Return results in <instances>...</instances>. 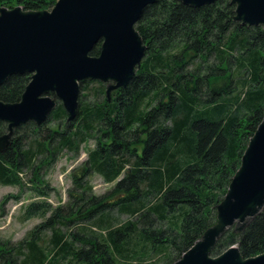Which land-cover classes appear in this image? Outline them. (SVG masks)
<instances>
[{"label":"trees","instance_id":"16d2710c","mask_svg":"<svg viewBox=\"0 0 264 264\" xmlns=\"http://www.w3.org/2000/svg\"><path fill=\"white\" fill-rule=\"evenodd\" d=\"M56 1L0 0V7L45 10ZM235 10L232 0L148 5L136 25L146 55L127 87L109 100L103 83L84 80L83 88L97 84L100 96L86 102L82 94L75 121L65 122L59 102L42 125L14 130L0 153L2 185L23 186L25 170L37 171L64 150L78 153L90 137L96 144L73 171L66 204L25 208L26 218L44 220L16 246L0 248L5 264H120L139 246L176 261L217 222V205L264 117V27L235 21ZM100 49L101 42L91 54ZM30 80L29 73L12 75L0 100L19 101ZM7 131L0 121V136ZM92 173L115 186L96 195ZM122 215L128 219L117 225ZM237 244L245 258L264 252V209L242 230L230 228L212 255Z\"/></svg>","mask_w":264,"mask_h":264},{"label":"water","instance_id":"95a60500","mask_svg":"<svg viewBox=\"0 0 264 264\" xmlns=\"http://www.w3.org/2000/svg\"><path fill=\"white\" fill-rule=\"evenodd\" d=\"M157 1L58 0L50 10L0 7V86L14 74H31L19 101L0 100V121L8 125L7 133L0 136V153L12 145L16 128L31 121L42 125L58 101L67 112V121L73 122L80 109L82 81L106 84L109 100L113 90L127 87L147 51L136 25L144 9ZM178 1L198 8L218 0ZM232 3L235 21L264 27V0ZM99 42V55H92ZM263 209L264 117L217 205V222L169 264H264V252L245 258L239 244L212 255L230 228L242 230Z\"/></svg>","mask_w":264,"mask_h":264},{"label":"rangeland","instance_id":"374dc122","mask_svg":"<svg viewBox=\"0 0 264 264\" xmlns=\"http://www.w3.org/2000/svg\"><path fill=\"white\" fill-rule=\"evenodd\" d=\"M54 5L50 9H52ZM80 85L81 95H87L83 98L84 101L93 102L99 98V93L93 90L95 86H98L97 84H89L87 90L83 88L85 85L84 83L81 82ZM104 85L107 87L106 84ZM52 96L54 97L53 94ZM59 102L60 101L57 103ZM65 122L69 123L67 118ZM63 125L65 126V123H63ZM50 127H52V129L56 128L54 124L50 125ZM95 144L96 139L90 137L87 142L81 146L78 153L64 150L57 156L50 158L49 163L37 171L34 172L31 171V169L25 170L22 173L23 186L0 184V248L5 246V244L12 247L16 246L37 224L44 220V218L39 217L26 218L24 214L25 208L30 203L47 201L51 203L54 208L66 204L69 197L68 191L73 187L72 173L74 170L83 167L88 153L94 149ZM40 180H42V183L39 184ZM89 181L96 195L106 194L112 190L116 184V182L107 183L100 175L94 173L90 176ZM38 185H40L39 188H44L49 193L48 196L40 195L37 190ZM127 219V215L119 216L117 225H120ZM50 235V232H46L45 238L48 239ZM141 248V246L134 248L135 253H133L135 258L133 260L122 261L120 264H169L173 262L165 260L164 255L158 253L147 256L146 253H142ZM138 256H143V258H136ZM8 258V255L0 256V264H5Z\"/></svg>","mask_w":264,"mask_h":264}]
</instances>
